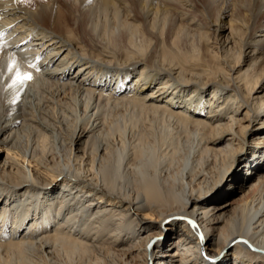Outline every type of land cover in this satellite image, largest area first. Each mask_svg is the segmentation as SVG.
<instances>
[{"label": "bare ground", "instance_id": "obj_1", "mask_svg": "<svg viewBox=\"0 0 264 264\" xmlns=\"http://www.w3.org/2000/svg\"><path fill=\"white\" fill-rule=\"evenodd\" d=\"M0 264H264V0H0Z\"/></svg>", "mask_w": 264, "mask_h": 264}, {"label": "rangeland", "instance_id": "obj_2", "mask_svg": "<svg viewBox=\"0 0 264 264\" xmlns=\"http://www.w3.org/2000/svg\"><path fill=\"white\" fill-rule=\"evenodd\" d=\"M211 30V29H210ZM255 143V142H254ZM248 153V152H247ZM246 153V154H247ZM5 154V153H4ZM4 156V155H3ZM248 161L250 162H253V164L256 163V160H255V157L253 155H249L246 162L244 164H241V166L238 167V170L236 171V176L238 178L237 181H241L242 178H244V175L248 174L250 171V167H249V163ZM247 179V178H245ZM217 186V185H216ZM228 182H224L223 184L221 183V192H223L224 190H227L228 189ZM227 194H230L232 195V199L235 201V200H238L241 192H239V188L237 186H231L230 189L228 190V193ZM41 201H44V196L42 195L41 196ZM39 214V213H38ZM37 216V215H36ZM35 216V212H33L31 210V214H28L25 216V218L23 219L22 222H20V224L22 225V227H30V224L31 222L36 218ZM10 225H14L13 221L10 222ZM175 237V236H174ZM172 237L171 240L174 238ZM203 239V238H202ZM156 251H157V247L156 246H153L151 247V253H155L156 254ZM150 253V254H151ZM205 253V252H204ZM168 254H170V252H168ZM168 254H165L164 255H168ZM204 255V254H203ZM218 257L215 256L214 257V261L215 259H217ZM230 263V262H229Z\"/></svg>", "mask_w": 264, "mask_h": 264}, {"label": "snow or ice", "instance_id": "obj_3", "mask_svg": "<svg viewBox=\"0 0 264 264\" xmlns=\"http://www.w3.org/2000/svg\"><path fill=\"white\" fill-rule=\"evenodd\" d=\"M23 79L26 80V81H30V80L33 79V76H32L31 73H26V74H24ZM189 223L192 224V226H193L194 228L198 227V226L195 224V222H193V221H189ZM157 239H159V238H157ZM205 258H206V259H209V260L214 259V257L209 256L207 253L205 254Z\"/></svg>", "mask_w": 264, "mask_h": 264}]
</instances>
